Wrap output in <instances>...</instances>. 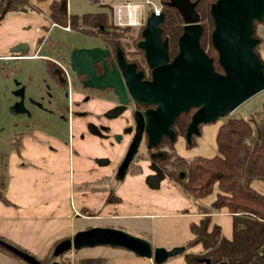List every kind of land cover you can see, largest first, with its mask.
<instances>
[{
    "label": "crops",
    "instance_id": "obj_1",
    "mask_svg": "<svg viewBox=\"0 0 264 264\" xmlns=\"http://www.w3.org/2000/svg\"><path fill=\"white\" fill-rule=\"evenodd\" d=\"M50 1L51 4L54 0ZM30 3L37 6L34 1ZM12 12L20 13L10 10L0 20V54L8 53L17 42H25L28 46L31 43L32 52L27 54L30 56L39 47L44 48L42 44L47 31H41V19L50 20V9L43 14L41 11H25L24 14L35 15L38 21L30 26H20V32H9L7 28L13 19L9 18ZM67 14H70L68 1ZM259 36L262 41L257 51L264 59V26ZM38 56L37 53L34 58ZM85 107L92 110V103L87 102ZM105 107V104L97 105L95 110ZM242 117L246 119V115ZM88 120L93 118H73L68 124L67 136H50L38 131L33 135L25 133L20 153L11 147L10 140L5 151L7 202L0 201V236L37 258H44L55 243L71 238L77 230L92 226L127 229L147 240L152 247L165 249L183 245L193 238L190 224L198 222L202 216L197 206H208L215 199L218 187L214 185L208 196L199 199H192L179 184L171 183L165 177L157 189L139 182L134 186L128 184L117 188L111 167L118 162L124 146L112 145L109 140H100L87 133L85 123ZM112 123L113 131H118L123 124L118 120ZM219 125L201 126V134L192 146L184 144L182 136H179L176 153L184 158L213 156L217 151L215 137ZM80 133H84L83 139L79 138ZM104 156L110 158L111 165L96 167L95 157ZM128 180L125 178V182ZM251 186L264 195V180L254 179ZM116 196L121 197L120 202L114 200ZM124 205L127 206L125 210ZM210 217V226L213 223L219 225L223 236L231 239L232 216L227 209L223 207L211 213ZM202 249L201 244H195L189 250L198 252ZM68 251L62 259L71 264L80 258L92 257L104 259L103 264H188L182 254L154 263L152 259L135 255L124 247L110 245ZM57 259L59 261L60 258ZM0 264L28 263L0 247Z\"/></svg>",
    "mask_w": 264,
    "mask_h": 264
},
{
    "label": "water",
    "instance_id": "obj_2",
    "mask_svg": "<svg viewBox=\"0 0 264 264\" xmlns=\"http://www.w3.org/2000/svg\"><path fill=\"white\" fill-rule=\"evenodd\" d=\"M169 7H174L180 13L183 21V31L178 36V51L169 61L167 39L161 40L159 24L164 18V12L156 15L153 12L146 17L143 27V40L139 47L145 52V57L152 72L151 81H141L142 74L134 72L133 64H126L121 53H118L119 64L124 76L125 87L118 77L108 73L106 76L95 77L91 65L100 60L104 62L107 50L102 47H74L70 53V67L77 74L87 75L84 86L97 88H114L120 102L127 103V93L134 102L154 103L155 109H146L143 114L135 112V127L129 147L119 164L115 174L116 179H123L125 172L139 148L143 133L147 138V148L156 146L162 135L171 140L175 134L171 126L180 112L187 113L195 107L191 121L186 127L185 137L189 142L193 134L199 135V124L213 122L230 114L237 106L248 100L250 96L264 90V73L258 54L254 47L260 39L253 36L255 22L264 18V0H215L209 11L214 28L210 34L213 48L218 55V64L223 72H217L213 59L200 46L199 38L203 26L200 24L199 13L195 10L198 1L167 0ZM29 50L25 42L12 45L9 52L19 53ZM90 77L92 79H90ZM20 82L15 80V84ZM19 100L10 105L12 115L24 113L22 87L14 91ZM154 174H148L145 183L152 189H157L166 176L160 168H153ZM178 177L184 179L186 173L178 172ZM95 245H110L124 247L135 255L152 259L161 263L167 258L180 255L183 245L165 249L152 247L140 236H135L123 229L113 227L92 226L77 230L71 238L62 239L53 248L54 256H59L67 250H77ZM12 253L20 256L28 264H43L33 254L4 243ZM209 264L208 259L205 260ZM48 264H60L53 260Z\"/></svg>",
    "mask_w": 264,
    "mask_h": 264
},
{
    "label": "trees",
    "instance_id": "obj_3",
    "mask_svg": "<svg viewBox=\"0 0 264 264\" xmlns=\"http://www.w3.org/2000/svg\"><path fill=\"white\" fill-rule=\"evenodd\" d=\"M213 1L198 0L197 11L200 13L201 20L206 18L205 23H207L206 26L202 25L199 41L201 48L213 59L214 69L217 72H223L218 64L216 50L210 40L214 25L209 7ZM28 4V0H0V20L10 10L23 11L25 5ZM162 12H164V18L159 25L162 32L172 41V45H175L176 39L183 29L182 19L176 16L177 12L173 8L170 9L163 5ZM48 16L52 23L62 26L69 23L71 27L80 30L83 34L90 31L88 27L102 25V21L109 18V14L106 12L84 13L82 16L67 14L66 0H54L50 4ZM256 23H254L253 36L259 38L260 41L254 47V51L258 54L264 73V59L257 51L262 40L256 33ZM99 26L96 29L98 33H101L102 28ZM205 38L209 40L208 49L202 45ZM174 45L173 47H175ZM173 47H171V51ZM189 121L190 114H179L175 121L178 134H185V128ZM13 135L10 145L20 153V144L24 133L20 134L14 131ZM215 143H217V151L213 156L194 155L184 158L177 155L175 158V166H180L186 173L184 179L178 180L179 185L192 199L208 196L213 191L214 185L219 189L215 199L208 206L198 204L197 209L202 216L198 222L190 224L193 238L185 241L183 244L185 248L181 254L188 264H206V259L210 261L209 264H264V195L251 186L254 179L264 180V100L261 115L257 119L252 116L244 119L241 115H235L228 116L220 123ZM5 161L6 153L0 151V201L7 202L5 195L7 165ZM223 207L232 216L231 239L223 236L219 225L213 223L210 226L211 213L219 211ZM4 243L30 253L0 236V247L16 257L18 256L7 249ZM57 243L53 245L48 255L38 258L41 263L48 264L67 252L57 257L54 256L52 251ZM195 244H201L203 249L198 252L190 251L189 249ZM59 262L60 264H71L64 259ZM103 262L104 259L100 257H92L80 258L73 264H103Z\"/></svg>",
    "mask_w": 264,
    "mask_h": 264
},
{
    "label": "flooded vegetation",
    "instance_id": "obj_4",
    "mask_svg": "<svg viewBox=\"0 0 264 264\" xmlns=\"http://www.w3.org/2000/svg\"><path fill=\"white\" fill-rule=\"evenodd\" d=\"M191 1H196V0H191ZM166 2L167 0H162L164 6L170 9L173 8L177 12L176 16H179L181 18V15L177 11V9L174 7H169ZM197 6L198 3L195 6L196 11H197ZM145 21L146 18L138 23L139 25L137 26L138 30L136 32V35L129 34L128 36L124 35L123 33L125 30L133 27L131 25L118 26L115 23H113V21L112 22L107 21L106 25L103 24L97 25V26L100 25L99 27L102 28V32L100 33V35L95 38L97 45L85 46V47H102L107 50V55L103 58L104 62L100 60L99 62H95L91 65V71L95 77L97 78L101 77V75L105 73L107 76L108 73H110L111 75L117 76L118 80L120 81V84L123 87H125L124 76L118 58V53L120 52L122 57L124 58L125 63L129 65L133 64L134 72H140L142 74L141 81L145 82L152 80V72L149 63L147 61V58L145 57V52L138 46L139 42L143 40L142 31ZM68 26H69L68 30H76L80 32V30L71 27L69 23ZM182 26H183V21H182ZM80 33L84 37L87 36V34H83L82 32ZM88 36L91 38L93 37L92 35H88ZM160 37L161 40L165 38L167 39L168 42L167 53L170 58L169 61H171L174 58V55L178 51V41H177L178 37L176 39L177 41L176 50L174 52L171 51L172 41H170L169 37L162 32V28H161ZM124 39H126V42L128 43L127 45L123 43ZM41 47H39L37 51H40ZM85 47H80V48H85ZM73 48L74 47H71L69 48V51L67 53L61 54L60 59H56V60L51 59L53 60L52 65L48 69L52 77H50L49 80L50 82L45 83L46 85L45 93L37 94L38 95L37 98L32 96V94H30L28 91H26V86H24L23 84L14 83V86L11 90L13 100L10 102V105L14 104V102L19 100V96L15 95L14 91L22 87V91L24 95L23 105L26 109L24 113H21L23 116L22 119H18L17 121V123H19L24 128V131L17 130V132H19L20 134L28 133L30 135H33L34 131H38L42 134H47L50 136H54L58 134L64 135L59 131V128H54L55 126L52 125L47 126L45 123L43 124L42 120L39 119L38 117V112L44 111L48 114L59 116L60 119H63L66 122L67 135H69L68 124L71 120H73V118H78L83 120L86 119L88 116L89 117L91 116L93 120H88V122L85 123V131L87 133L93 134L94 137L99 138L100 140L103 139L109 140V143L112 145L118 146L121 144L124 146V149L119 157L118 162L111 167L112 169L111 176L115 181H118L116 179L115 174L117 172L119 164L122 162L121 160L124 157L129 147L128 145L132 140L134 134L135 112L143 114V112H145L146 109H155L157 105L154 103L144 104L140 102L139 103L134 102L132 99H130L128 93L126 96L127 103L124 104L123 102H120L118 95L115 94L114 92V88L111 87L97 88L95 86H88V85L84 86V82L88 79L87 75L77 74L70 67L71 62L69 60V57L71 50ZM90 79L92 78L90 77ZM125 90L127 92L126 87ZM87 102L92 103V110L88 108L86 109L85 105L87 104ZM102 104H105L106 107L96 112L95 107L97 105H102ZM194 110H196V108L192 107L187 113H184V114H190V121ZM181 113L183 112H180L179 114ZM117 120L122 122L123 124L121 125L118 131H113L112 122ZM175 121L170 127L175 134L173 140H171L166 135H162L160 142L156 144V146L147 148L146 145L147 138L145 133H143L140 144L143 142L144 149L147 152V156L149 157L150 160L149 168L151 169V172H149L148 174L155 173V171L152 170L151 167L160 168L164 173V169H163L164 165L169 164L175 166L176 163L175 158L178 155L176 153V142L179 136H182L184 144L188 146L190 145L192 146V144L200 136L202 124L198 125V129H200V134L199 135L193 134L191 136L190 141L188 142L185 137V134L184 135L177 134V130H176L177 126L175 125ZM89 123H93V128H90L91 130L88 128ZM79 138L83 139L84 133H80ZM140 144H139V148H140ZM170 152H174V155H172V157L168 155V153ZM136 153L134 154L133 158L135 157ZM95 162L103 167L107 165H111L112 163V161L108 156L95 157ZM133 162L134 161L132 159V162L127 168L125 174L128 173Z\"/></svg>",
    "mask_w": 264,
    "mask_h": 264
},
{
    "label": "rangeland",
    "instance_id": "obj_5",
    "mask_svg": "<svg viewBox=\"0 0 264 264\" xmlns=\"http://www.w3.org/2000/svg\"><path fill=\"white\" fill-rule=\"evenodd\" d=\"M29 4L25 5V11L35 10L36 12H40L43 14L48 11L50 6V0H28ZM36 2L31 5L30 2ZM68 1V12L72 15L82 16L84 13H93L98 14L99 12H106L109 14V18L106 21H102L103 25H106L107 21H113V9L112 5L114 3L120 2L119 0H67ZM137 3H143L142 0H135ZM145 15L143 20L149 15L150 7L145 4L144 7ZM17 11V10H16ZM20 13L12 12L10 13L9 18H13L11 23L9 22L7 28L9 32L18 31L20 26L32 25L36 24L38 18L35 15L24 14V10H18ZM142 20V21H143ZM205 20V21H204ZM204 20H200L201 26H206V18ZM43 25L40 26L41 31H47V36L44 38L43 46L40 51H37L38 58L27 57V58H6L12 56H23L30 54L32 52L31 43H29V50L26 52L19 53H8L0 54V151H7L6 148L14 136V131H24V128L17 123L18 119H22V114L12 115L9 111L10 102L12 99L11 90L14 86V81H19L21 84L26 86V91H28L32 96L38 97L37 94H43L46 91L45 83L50 82L49 67L52 65V61L56 59H60L61 54H65L69 51L71 47H85V46H93L97 45L95 38L100 35L97 26H90L88 29L90 30L87 33V36H83L80 32L76 30H65L62 26L55 24L51 25V20L48 18L41 19ZM141 22V20H139ZM139 23V22H138ZM138 23L133 24L131 28L124 31V35H136L138 30ZM203 23V24H202ZM205 23V24H204ZM264 20L260 23H256V33L261 35L263 31ZM208 31V28H207ZM88 35H92L93 37H89ZM202 45L205 46V49H208L209 40L206 38L203 39ZM124 44H128L126 39L123 41ZM174 45V44H173ZM172 45V47H173ZM53 46L54 49L51 47ZM172 51L176 50V44L174 45ZM175 48V49H174ZM173 51V52H174ZM53 59V60H51ZM46 80V81H45ZM37 95V96H35ZM264 100V90L258 92L249 97L248 100L244 101L242 104L237 106L234 111L230 114L220 117L218 120L213 122H207L206 124H202V126L206 125H216L222 123L228 116H238V115H246V119L250 116L257 119L259 115H261V107ZM34 109V108H33ZM57 114V113H56ZM39 119L42 120L43 124L45 123L47 126H55L54 128H59V131L63 133V136H67L66 122L63 119H60L59 116H55L52 114H48L46 112H38ZM88 128H93V123L88 124ZM91 130V129H90ZM178 134V133H177ZM59 135V134H58ZM179 137L177 138L178 141ZM198 139V138H197ZM200 139V138H199ZM170 157L174 155V152L168 153ZM133 164L131 165V169L128 173L125 174V178L130 179L129 182H125V178L123 180L115 181L114 186L117 188L123 187L125 185L131 184L132 186L137 185V183H145L144 179L151 169L149 168V157L147 156V152L144 149L143 142L140 144V148L133 158ZM99 167L96 163V167ZM164 174H166L165 179L169 180L171 183L179 184L178 180V171H184L180 166H172L169 164L164 165ZM185 173V172H184ZM137 175V176H135ZM123 183H126L123 185ZM163 185V184H162ZM162 189V188H161ZM165 189V188H164ZM147 190V189H146ZM163 190V189H162ZM166 190V189H165ZM150 191V190H148ZM112 197V196H111ZM121 197L116 196L114 198L115 201L120 202ZM126 205H124V210ZM123 211V210H122ZM120 213V211L118 212ZM126 232L135 235L132 231L124 229ZM137 235V234H136ZM67 252H69L67 250ZM66 252V253H67ZM59 260H62V257ZM58 260V259H56Z\"/></svg>",
    "mask_w": 264,
    "mask_h": 264
},
{
    "label": "built area",
    "instance_id": "obj_6",
    "mask_svg": "<svg viewBox=\"0 0 264 264\" xmlns=\"http://www.w3.org/2000/svg\"><path fill=\"white\" fill-rule=\"evenodd\" d=\"M120 2L114 3L112 5L113 9V23H115L118 26H125V25H133L138 22L139 20H143L145 13L144 7L145 4L150 7V12L155 13L158 15L162 11L163 3L161 0H142L143 3H137L135 0H119ZM137 7V8H135ZM132 11V13H130ZM56 23H52V25H55ZM63 29L68 30L69 26L68 24L66 26H62ZM37 51L33 55H23V56H10L6 58H27V57H36Z\"/></svg>",
    "mask_w": 264,
    "mask_h": 264
},
{
    "label": "bare ground",
    "instance_id": "obj_7",
    "mask_svg": "<svg viewBox=\"0 0 264 264\" xmlns=\"http://www.w3.org/2000/svg\"><path fill=\"white\" fill-rule=\"evenodd\" d=\"M135 8H137V7H135ZM130 13H132V11H130ZM133 14V13H132Z\"/></svg>",
    "mask_w": 264,
    "mask_h": 264
}]
</instances>
